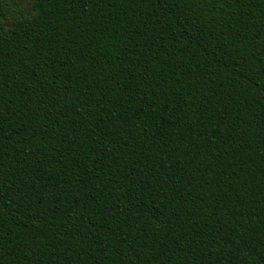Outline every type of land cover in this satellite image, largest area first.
<instances>
[{
  "label": "trees",
  "instance_id": "obj_1",
  "mask_svg": "<svg viewBox=\"0 0 264 264\" xmlns=\"http://www.w3.org/2000/svg\"><path fill=\"white\" fill-rule=\"evenodd\" d=\"M0 264H264V0H0Z\"/></svg>",
  "mask_w": 264,
  "mask_h": 264
}]
</instances>
